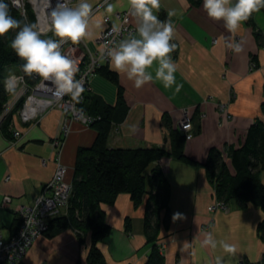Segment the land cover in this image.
<instances>
[{"label": "crops", "instance_id": "obj_1", "mask_svg": "<svg viewBox=\"0 0 264 264\" xmlns=\"http://www.w3.org/2000/svg\"><path fill=\"white\" fill-rule=\"evenodd\" d=\"M79 0H73L74 7ZM93 5L90 19L94 35L84 39L88 48L95 50V39L106 27L104 17L118 24L116 14L128 9V0H107L114 12H106L103 0H88ZM155 14L165 12L175 28L172 41L177 45L171 54L178 66L175 85L165 88L160 81L134 87L123 74H118L128 106L123 120L113 124L108 135V146L115 147H170L169 129L162 124L164 114L169 115L172 127L178 123L184 110L193 124V137L184 141V153L193 162L165 157L148 167L163 165L170 182V224L162 228L158 242L164 244V264H215L221 256L225 264H255L264 251V236L258 231L262 211L255 205L245 208L230 199L226 208L211 210L217 200L213 183L204 167L209 149H219L228 162V148L240 146L248 127L257 119L264 123V10L254 13V25L244 22L235 33H229L223 21L210 19L197 4L189 0H160ZM234 3V1H233ZM175 15L169 17V12ZM130 24L136 28V18ZM135 31V30H134ZM125 38V37H124ZM226 38L241 45L235 53L226 46ZM255 65L252 66L251 63ZM109 67V63L106 64ZM18 70L15 66L8 69ZM112 70V69H111ZM154 75V70H153ZM109 104L116 102V85L99 72L90 80L86 90ZM12 104L15 95H8ZM225 103L231 118L218 108ZM64 115L57 108L43 111L37 120L25 125L18 116L12 119L9 134L0 128V234L9 239L18 228V209L33 204L44 184L53 175L57 162L68 168L72 178L79 147L90 146L96 130L80 120L68 121L69 131L62 134ZM19 130L18 138L13 137ZM63 137L58 155L52 141ZM9 176L7 180L5 176ZM264 182V171L260 172ZM6 196L8 199L5 200ZM110 233L98 246L107 264H142L151 245L144 233L145 205H134L128 193H119L112 204L103 205ZM183 219L174 221V213ZM129 227H126V220ZM219 240L237 246L234 256L217 247H201L207 233ZM89 237H79L76 229L68 227L48 230L37 237L28 248L23 264H89Z\"/></svg>", "mask_w": 264, "mask_h": 264}, {"label": "trees", "instance_id": "obj_2", "mask_svg": "<svg viewBox=\"0 0 264 264\" xmlns=\"http://www.w3.org/2000/svg\"><path fill=\"white\" fill-rule=\"evenodd\" d=\"M189 1L197 4L200 0ZM4 2L9 4L10 14L20 21L21 26L32 24L34 14L29 5L26 6V13L23 15L9 0ZM254 13L247 20L250 25H254ZM159 19L169 20L163 11L160 12ZM16 31L0 37V114L3 113L8 100V92L4 87V80L8 74L7 67L15 66L18 68L15 72L24 75L20 71L23 61L10 47ZM42 38L55 37L51 33ZM97 71L116 85V102L109 104L99 96L91 95L87 91L83 93L84 100L80 106L92 118L90 126L94 127L96 135L90 146L77 149L67 214L52 218L49 225H54L56 229L73 227L82 240L88 236L89 264H107L98 246L111 230L110 224L106 221L103 205L112 204L119 193H128L134 205H145L144 233L151 249L142 264H164V255L160 252L158 239L161 229L168 225L170 219L168 210L170 182L159 164L152 166L148 172L146 170L150 164L164 157L193 162L184 153L185 135L179 129L173 128L169 115L164 114L162 124L169 129V149L157 145L110 148L107 143L110 128L123 120L128 106L117 72L106 65ZM39 79L36 75L31 78L24 76V81L29 87L34 86ZM22 103V98H19L14 110ZM262 111L264 113V101ZM12 113L8 112L0 123L2 131L8 134L12 128ZM228 158L226 162L222 152L211 147L203 164L209 180L214 185L216 198L224 204L233 199L241 208L248 204L258 207L263 216L257 227L264 236V182L260 178V172L264 171L262 119L257 118L248 127L240 146L228 148ZM129 224L127 219V228ZM255 264H264V251Z\"/></svg>", "mask_w": 264, "mask_h": 264}, {"label": "clouds", "instance_id": "obj_3", "mask_svg": "<svg viewBox=\"0 0 264 264\" xmlns=\"http://www.w3.org/2000/svg\"><path fill=\"white\" fill-rule=\"evenodd\" d=\"M106 3V12H114V6ZM13 6H19V0H12ZM130 14L136 18L134 33L125 38L121 36L122 29L113 25L109 36L99 49V60H107L109 67L132 81L134 87L142 88L145 84L160 81L165 88L175 85L180 91L182 85L177 84L175 73L177 64L172 59V53L177 45L173 43L175 28L171 20L161 21L155 14L161 7L160 0H128ZM203 10L214 21H223L229 33H235L254 12L264 8V0H203ZM93 14V5L88 0H79L74 7L67 3H57L50 13V25L47 30H38L35 25H23L10 14L9 4L0 0V37L17 30L10 42L11 49L23 61L18 76L14 69H8L4 80L6 92L15 95L24 81V76L33 75L46 82V86L53 89V95L69 96L76 104L83 100L85 77L77 79L80 69L78 61L65 55L62 46L65 43L73 45L86 38H91L90 19ZM175 15L169 12V17ZM53 33L55 38H42L46 32ZM229 50L239 53L241 45L226 38ZM154 70V75H153ZM76 118L87 122L84 109L74 110ZM183 214L177 212L173 220L183 219ZM201 247L221 248L224 253L234 256L237 246L225 240H217L211 232L205 235ZM215 264H225L221 256H217Z\"/></svg>", "mask_w": 264, "mask_h": 264}, {"label": "built area", "instance_id": "obj_4", "mask_svg": "<svg viewBox=\"0 0 264 264\" xmlns=\"http://www.w3.org/2000/svg\"><path fill=\"white\" fill-rule=\"evenodd\" d=\"M9 1L12 3V0ZM58 2L67 3L69 7H72L73 0H19V6L15 7L25 15L26 6L29 5L34 14V21L31 25H35L38 30H47L50 25V13ZM103 3H105V0H103L99 6L103 5ZM116 17L118 19V24L112 23L109 16L106 15L104 17L106 27L96 37L94 41V51L88 48L84 40L75 45L69 42L62 46V51L65 55L78 61L80 71L77 74V79H79L81 75L85 77L86 90L89 87L90 77L95 75L98 68L108 63L107 60L103 62L99 60V49L105 42V39L112 38L109 36V33L113 25H117L122 29L121 36L118 37V39L127 37L130 32L134 33L135 28L130 24V7L124 11L118 12ZM47 33H50V31H47L46 34ZM252 66H254V64H252ZM39 80V84L34 86L33 90L40 94L48 95L52 99L36 98L32 94H29L19 110L22 119L25 121L32 119V117L37 119L42 113V108L53 105L52 103L54 101L57 102L63 112L69 115L67 116L68 118L77 119L74 110L80 109V104H76L69 96L59 97L53 95V89L46 86V82H42L41 78ZM24 92L25 90H23V93ZM218 108L224 112L226 110V104L219 103ZM86 116L88 117V121L85 123L88 124L92 121V118L88 114H86ZM226 118L229 120L231 115L227 113ZM178 127L179 131L185 135L186 140H190L193 137L192 119L186 110L182 113ZM63 129V133L66 135L69 130L66 123ZM15 133L17 135L20 134L19 131H15ZM54 145L59 148L56 149L59 155L60 145L62 144L60 141H55ZM65 171V166L58 161L53 175L44 184L33 204L19 207L18 217L20 224L17 231L7 240L2 239L0 234V264H23L26 251L32 242L45 230L48 223L47 219L49 217L62 215L61 207L68 197L70 190V187H68V184H66L64 180ZM5 200H7V198H5ZM225 207L224 203L218 201L217 205L213 204L210 209H225Z\"/></svg>", "mask_w": 264, "mask_h": 264}, {"label": "rangeland", "instance_id": "obj_5", "mask_svg": "<svg viewBox=\"0 0 264 264\" xmlns=\"http://www.w3.org/2000/svg\"><path fill=\"white\" fill-rule=\"evenodd\" d=\"M73 3V2H72ZM52 32H50V33H47V34H51ZM47 34H45V35H47ZM252 64H254L255 65V63L254 62H252L251 63V65ZM98 70V69H97ZM96 70V73H98V71ZM95 73V74H96ZM15 74L16 75H18V76H22L20 73H17V72H15ZM94 76V75H93ZM93 76H91L90 77V79L89 80H91V78L93 77ZM39 82H40V80H38V82L34 85V86H37L38 84H39ZM34 86H32V87H29L26 83H25V81H23V83L20 85V87L17 89V92H16V94H15V98H14V100H13V102H12V104L10 103V101H6V103H5V107H4V111H3V113H1L0 114V123H1V121L3 120V118L5 117V115L8 113V112H13L12 113V119H13V116L14 115H16V116H18V118H19V120L22 122V123H24L25 125H28V124H31V123H33V122H35L37 119L36 118H33L32 117V119H30V120H28V121H25V120H23L22 119V116H21V114L19 113V110H20V107L19 108H17V109H15L14 110V105H15V103H16V101L19 99L18 97H20L21 95V93L22 94H24L23 95V97H22V101L24 102L25 101V99H27L28 98V95L29 94H32L34 97H36V98H41V99H52L50 96H48V95H43V94H40L39 92H36L35 90H33V87ZM23 90H25V92L23 93ZM8 95H9V93H8ZM12 95V94H11ZM9 98V97H8ZM83 100H84V98H83ZM82 100V101H83ZM53 105H51V106H48V107H46V108H42V112L43 111H45V110H48V109H51V108H54V107H57V108H59L60 109V107L58 106V104H57V102H53L52 103ZM61 110V109H60ZM41 111V110H40ZM62 111V110H61ZM225 112V117H226V115H227V113L229 114V112L227 111V106H226V110L224 111ZM62 113H63V115H64V122H63V124H62V130H61V132H62V134H64L63 133V131H64V125H65V123L67 124V126L69 125V123H68V121H70V120H79V119H71V118H68L67 116H69L66 112H63L62 111ZM86 113V112H85ZM31 118V117H30ZM83 124H85L86 126H90V123H88V124H86L85 122H82ZM1 128V127H0ZM69 129V128H68ZM69 131V130H68ZM67 135V134H66ZM66 135H64V136H66ZM13 137L14 138H18L19 137V134L17 135L15 132H13ZM55 141H60V143L62 144L63 143V137H55L54 139H53V141H52V143H53V145H54V143H55ZM61 146L62 145H60V149H61ZM54 147H55V149H59V148H57L55 145H54ZM165 158V157H164ZM65 166V165H64ZM162 169H163V171L165 172V169H164V164L162 165H159ZM65 178H64V180H65V182H66V184H68V187H70V190H69V194H68V197L66 198V200H65V202L62 204V207H61V214L62 215H66L67 214V210H68V201H69V197H70V195H71V193H72V188H73V184H72V178H68V168L65 166ZM149 171V168L146 170V172H148ZM73 177V176H72ZM4 179L5 180H7L8 179V175L7 176H5L4 177ZM6 198L8 199V196H6ZM222 202V201H220V200H216L215 202H214V205L216 204L217 205V202ZM222 203H224V202H222ZM226 208V207H225ZM220 209H224V208H220ZM211 210H213V209H211ZM216 210V209H215ZM18 211H19V209H18ZM214 211V210H213ZM54 217H57V216H54ZM54 217H49L48 219H47V226H46V228H45V230L43 231V233L44 232H46L47 230H48V228H49V221L52 219V218H54ZM170 219H171V216H170ZM170 219H169V222H168V225L165 227V229H167L168 227H169V224H170ZM20 224V223H19ZM18 227H19V225H18ZM18 229V228H17ZM17 231V230H16ZM42 234V233H41ZM39 237V236H38ZM34 242V241H33ZM32 242V243H33ZM32 245V244H31ZM30 245V246H31ZM159 249H160V252L161 253H163V250H164V244L162 243V242H160L159 243ZM27 252V251H26ZM127 264H131V262H128ZM132 264H135L134 262H132Z\"/></svg>", "mask_w": 264, "mask_h": 264}, {"label": "bare ground", "instance_id": "obj_6", "mask_svg": "<svg viewBox=\"0 0 264 264\" xmlns=\"http://www.w3.org/2000/svg\"><path fill=\"white\" fill-rule=\"evenodd\" d=\"M20 95H21V96H20L19 98L21 99V98L23 97L24 94L21 93Z\"/></svg>", "mask_w": 264, "mask_h": 264}]
</instances>
